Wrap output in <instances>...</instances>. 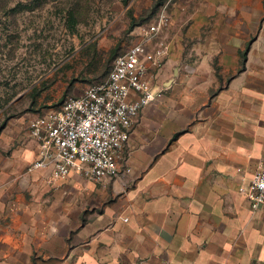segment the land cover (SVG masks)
I'll return each instance as SVG.
<instances>
[{
	"label": "crops",
	"instance_id": "obj_1",
	"mask_svg": "<svg viewBox=\"0 0 264 264\" xmlns=\"http://www.w3.org/2000/svg\"><path fill=\"white\" fill-rule=\"evenodd\" d=\"M179 5L148 40L167 55L121 175L35 166V114L3 127L0 264H264V207L245 194L264 166V0Z\"/></svg>",
	"mask_w": 264,
	"mask_h": 264
},
{
	"label": "rangeland",
	"instance_id": "obj_2",
	"mask_svg": "<svg viewBox=\"0 0 264 264\" xmlns=\"http://www.w3.org/2000/svg\"><path fill=\"white\" fill-rule=\"evenodd\" d=\"M179 7V0H0V133L11 119L103 81L116 54L141 40L150 47L146 29L162 8L169 23L159 39Z\"/></svg>",
	"mask_w": 264,
	"mask_h": 264
},
{
	"label": "built area",
	"instance_id": "obj_3",
	"mask_svg": "<svg viewBox=\"0 0 264 264\" xmlns=\"http://www.w3.org/2000/svg\"><path fill=\"white\" fill-rule=\"evenodd\" d=\"M168 23L162 8L145 34L153 37ZM166 55L164 43L147 49L146 40L134 42L114 57L103 81L37 114L29 121V134L37 142L34 165L52 164L65 174L79 161L90 179L121 175L124 168L116 154L124 148L141 109L154 98L153 73L162 67ZM245 194L252 208L264 207V166L254 173Z\"/></svg>",
	"mask_w": 264,
	"mask_h": 264
},
{
	"label": "trees",
	"instance_id": "obj_4",
	"mask_svg": "<svg viewBox=\"0 0 264 264\" xmlns=\"http://www.w3.org/2000/svg\"><path fill=\"white\" fill-rule=\"evenodd\" d=\"M117 55V54H116ZM111 68V67H110ZM110 70V69H109ZM109 72V71H108Z\"/></svg>",
	"mask_w": 264,
	"mask_h": 264
}]
</instances>
